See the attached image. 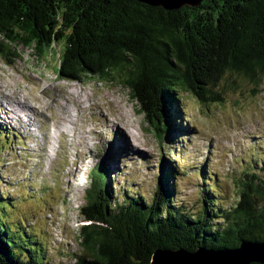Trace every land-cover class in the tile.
<instances>
[{
  "label": "trees",
  "instance_id": "16d2710c",
  "mask_svg": "<svg viewBox=\"0 0 264 264\" xmlns=\"http://www.w3.org/2000/svg\"><path fill=\"white\" fill-rule=\"evenodd\" d=\"M54 43L62 44L60 79L116 82L156 134L164 104L177 106L181 93L201 104L222 103L218 88L228 74L259 85L264 0H202L169 11L135 0H0V57L7 64L17 59V46L45 56ZM159 170L150 202L129 195L118 202L103 167L92 171L79 209L83 254L76 264H150L156 250L194 253L264 241V168L243 174L233 206L208 210L205 201L198 216L171 200L165 159ZM1 221L0 264H43L28 240Z\"/></svg>",
  "mask_w": 264,
  "mask_h": 264
},
{
  "label": "rangeland",
  "instance_id": "374dc122",
  "mask_svg": "<svg viewBox=\"0 0 264 264\" xmlns=\"http://www.w3.org/2000/svg\"><path fill=\"white\" fill-rule=\"evenodd\" d=\"M61 49L54 43L42 56L17 46L10 65L0 57V218L43 264H76L83 254L79 209L98 165L113 199L150 202L165 159L171 200L193 216L205 201L208 210L233 206L243 174L261 173L264 77L254 86L226 75L218 88L222 103L181 93L177 106L164 104L155 134L116 82L60 79ZM95 104L100 109L92 110ZM17 105L26 115L9 112ZM53 125L62 139L50 136Z\"/></svg>",
  "mask_w": 264,
  "mask_h": 264
},
{
  "label": "water",
  "instance_id": "95a60500",
  "mask_svg": "<svg viewBox=\"0 0 264 264\" xmlns=\"http://www.w3.org/2000/svg\"><path fill=\"white\" fill-rule=\"evenodd\" d=\"M151 7L164 10H178L184 6L197 7L202 0H135ZM150 264H264V241H242L234 249L205 250L194 253L179 249L176 251L156 250Z\"/></svg>",
  "mask_w": 264,
  "mask_h": 264
},
{
  "label": "bare ground",
  "instance_id": "6f19581e",
  "mask_svg": "<svg viewBox=\"0 0 264 264\" xmlns=\"http://www.w3.org/2000/svg\"><path fill=\"white\" fill-rule=\"evenodd\" d=\"M96 105L97 104H95V107H93L92 108V110L93 109H100V106L98 105V108L96 107ZM9 110V109H8ZM9 112H12V114H14L15 112H20L21 114L23 113V115H26L25 113H24V110L22 109V107L21 106H19V105H17V108H13V109H11V110H9ZM7 113V112H6ZM20 115V114H19ZM19 117V116H18ZM27 117V116H26ZM101 118H105V119H107V117H106V115H103L102 114V116H100ZM17 119V118H16ZM27 119H28V121H31V120H29V118L27 117ZM70 119V118H69ZM26 121V120H25ZM59 121V120H58ZM69 122H71L70 120H68ZM110 122V121H109ZM108 122V123H109ZM67 123V122H66ZM25 124V123H24ZM68 124V123H67ZM62 125H64V124H62ZM109 125V124H108ZM60 126V125H59ZM59 129V128H58ZM66 130V128H61L60 130ZM56 133H57V131H56ZM60 133V132H59ZM59 135H61V133L59 134ZM122 140V139H121Z\"/></svg>",
  "mask_w": 264,
  "mask_h": 264
},
{
  "label": "clouds",
  "instance_id": "9594fccd",
  "mask_svg": "<svg viewBox=\"0 0 264 264\" xmlns=\"http://www.w3.org/2000/svg\"><path fill=\"white\" fill-rule=\"evenodd\" d=\"M82 224H83V223H82ZM82 224H81V225H82Z\"/></svg>",
  "mask_w": 264,
  "mask_h": 264
}]
</instances>
